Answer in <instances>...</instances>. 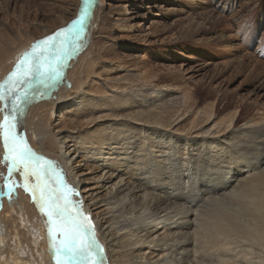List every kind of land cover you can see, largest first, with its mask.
<instances>
[{
	"label": "bare ground",
	"instance_id": "bare-ground-1",
	"mask_svg": "<svg viewBox=\"0 0 264 264\" xmlns=\"http://www.w3.org/2000/svg\"><path fill=\"white\" fill-rule=\"evenodd\" d=\"M99 3L91 5L94 18L81 42L83 55L74 51L62 63L54 86L35 81L25 114L18 116L19 134L39 156L57 162L69 187L78 191L71 199L89 216L104 264L121 259L123 264H264V118L231 130L237 114L215 121L213 110L206 109L203 120L191 122L185 118L189 95L183 102L168 86L134 88L136 81L119 73L118 60H106L109 70L92 64ZM210 18L215 19H209V33L225 25V17ZM198 25L203 29L208 23ZM213 37L201 46L223 40ZM20 40L0 41V84L16 70L21 55L14 46ZM75 69L87 87L71 78ZM107 73L113 76L106 82L110 88L89 80ZM187 120L189 129L180 126ZM5 155L0 136V264H54L47 217L24 187L22 170L9 177ZM34 182V177L28 181ZM202 196L207 198L199 202Z\"/></svg>",
	"mask_w": 264,
	"mask_h": 264
},
{
	"label": "rangeland",
	"instance_id": "rangeland-1",
	"mask_svg": "<svg viewBox=\"0 0 264 264\" xmlns=\"http://www.w3.org/2000/svg\"><path fill=\"white\" fill-rule=\"evenodd\" d=\"M81 7L82 0H0V41L7 36L21 38L14 50L20 49L22 56L44 37L66 29ZM99 8L101 14L91 31L92 64L109 70L106 60H118L119 73L136 81L134 88L168 86L183 102L189 95L185 118L191 122L194 117L203 120L201 112L206 109L213 110L215 121L237 114L231 130H243L264 118V0H102ZM210 16L216 20L225 17V25L209 33ZM202 22L208 26L199 28ZM215 35H223V40H216L215 46H201ZM236 51L245 60L235 56ZM76 54L82 56L83 51ZM78 72L75 69L71 78L85 84L78 79ZM112 77L107 73L89 80L94 86L110 88L106 82ZM189 120L180 126L191 128ZM120 262L123 264L122 259Z\"/></svg>",
	"mask_w": 264,
	"mask_h": 264
},
{
	"label": "snow or ice",
	"instance_id": "snow-or-ice-1",
	"mask_svg": "<svg viewBox=\"0 0 264 264\" xmlns=\"http://www.w3.org/2000/svg\"><path fill=\"white\" fill-rule=\"evenodd\" d=\"M93 0H82L80 13L67 29H61L52 37L37 42L30 52H25L18 61L16 70L0 84V102L4 108L0 121V136L6 149L9 177L13 172L24 176L27 189H31L34 200L47 217L49 243L54 264H104L103 248L95 237L89 216L81 202L71 199L78 196L69 187L58 170L55 161L39 156L19 134L18 116H24L25 107L32 98L31 89L35 81L44 86H54L60 79V66L71 58L82 46L85 32L93 20ZM31 177L35 182L29 185ZM6 183L8 177H5ZM12 188L8 189L10 195ZM75 208V212L71 211Z\"/></svg>",
	"mask_w": 264,
	"mask_h": 264
}]
</instances>
